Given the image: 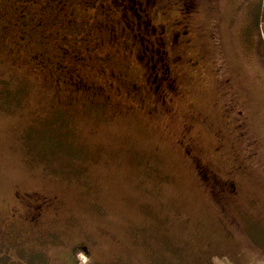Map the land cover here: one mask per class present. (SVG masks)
I'll list each match as a JSON object with an SVG mask.
<instances>
[{
	"label": "rangeland",
	"instance_id": "1",
	"mask_svg": "<svg viewBox=\"0 0 264 264\" xmlns=\"http://www.w3.org/2000/svg\"><path fill=\"white\" fill-rule=\"evenodd\" d=\"M34 1L0 0V264H264V0H156L196 62L169 110L118 42L71 57L97 6ZM21 195L49 203L32 226Z\"/></svg>",
	"mask_w": 264,
	"mask_h": 264
},
{
	"label": "flooded vegetation",
	"instance_id": "2",
	"mask_svg": "<svg viewBox=\"0 0 264 264\" xmlns=\"http://www.w3.org/2000/svg\"><path fill=\"white\" fill-rule=\"evenodd\" d=\"M84 1L90 6H97L105 18L103 20L90 19L85 22L83 29L87 28V30L83 34L75 35L76 40L77 38L80 39V43L75 42L76 45L72 50L71 57L86 60L88 55L91 56L99 46L107 45L111 48L114 42H118L127 56H131L132 60L138 63L140 67L139 78L144 85L143 91H147L145 88L151 90L155 96V102L159 100V104L154 103L153 106L169 110L167 97L170 99V96L174 94L173 91L177 89L175 70L178 69L182 72L184 65L191 66L196 63L190 56L186 55V48L189 47L191 41L188 36V21L180 18L168 23L163 16L162 19H157L156 14L162 13L161 7H167V1L160 5H157L156 0L153 2L146 1L144 6L140 0H127L126 3H123L124 0ZM178 1L186 8L195 7L194 2L187 3V0H174L175 3ZM32 2L35 1L32 0ZM46 2L51 8L56 9L55 13L61 11L58 5L61 0H46ZM169 2L171 3V0ZM116 3H122V7L117 15L113 16L112 12L116 9L114 7ZM22 10L26 11L27 9ZM71 19L72 17H69L68 20ZM43 21L40 19L36 21L35 25L43 27ZM66 56L62 57L65 58ZM105 56H109V52ZM60 70L69 73L67 66ZM61 82L69 85V89L72 90L75 89L74 85L80 88H90L93 93H95L93 89L97 91L101 88L99 84L84 85L85 81L80 78L77 72ZM95 102L105 104L106 100H95ZM184 146L185 152L189 154L200 176L208 179L209 183L217 184L228 196L235 193L233 181L230 178L220 177L210 167L205 169L203 165H200L197 161L199 157L194 153V149H196L194 143L189 142ZM19 200L25 204L26 219L32 223L30 226L40 218L41 213L49 204L45 199L33 198L30 195L27 197L21 195Z\"/></svg>",
	"mask_w": 264,
	"mask_h": 264
},
{
	"label": "trees",
	"instance_id": "3",
	"mask_svg": "<svg viewBox=\"0 0 264 264\" xmlns=\"http://www.w3.org/2000/svg\"><path fill=\"white\" fill-rule=\"evenodd\" d=\"M25 13V12H24ZM27 16H28V14H27ZM59 69H58V71H60L61 72V74H62V77H61V79H66V78H69L72 74H76V72L75 71H73L72 69H69V73H68V71H61L60 69L61 68H63V67H58ZM68 69V68H67Z\"/></svg>",
	"mask_w": 264,
	"mask_h": 264
}]
</instances>
